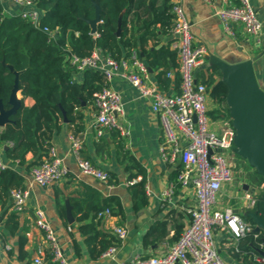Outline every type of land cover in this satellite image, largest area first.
Listing matches in <instances>:
<instances>
[{
    "label": "crops",
    "instance_id": "1",
    "mask_svg": "<svg viewBox=\"0 0 264 264\" xmlns=\"http://www.w3.org/2000/svg\"><path fill=\"white\" fill-rule=\"evenodd\" d=\"M250 1L263 25L262 43L257 46L252 44L251 38L245 33L241 24L233 23L230 25L229 31L224 30L216 15L220 0L211 2L172 0L173 3L177 2L182 6L191 24L195 44L202 45L207 50L203 62L195 71L198 81L204 82L210 79L214 84L221 78V75L213 70V65L207 58L210 55L218 57L237 55L243 58H255L256 76L264 81V0ZM1 3L4 13L18 14L19 6L8 1ZM166 41L167 38L161 36L158 45ZM148 46L153 48V42L149 41ZM175 62L177 65H172L169 70L170 75H166L170 82L165 89L158 85L157 70L148 68L151 80L157 84L160 90L168 94L179 90V78L175 76L178 73L177 55ZM76 77L80 78V73L76 74ZM109 85L120 93L124 110L122 122L127 134L121 136L114 130L104 129L101 135H97L95 108L92 103L83 105L84 108L80 110L83 113L82 122L76 120L69 124L64 120L61 121L60 128L53 133L50 142L56 153L64 157L69 174L55 184L45 187L33 185L29 189L25 210L17 214L19 225L13 234L4 227L7 214L12 211V208H7L3 216L0 215V264H36L33 258L34 251L38 246L44 247L45 254L42 258V264H44L49 249L44 240L43 231L35 226L37 210L44 213L54 230L67 264H112L115 261L129 260L136 253L156 255L173 241L172 238L177 227H182L183 231L188 224L189 216L186 208L194 204L193 193L191 189L181 187L177 183L176 176L179 165L167 163L159 155L162 129L157 114L151 110L150 101L140 96L138 90L124 79L114 77ZM16 98L22 101L25 106H31L34 103L31 97H22L20 90L17 92ZM206 102L208 110L215 107L209 96ZM209 118L211 129L216 131H220L222 126H230L223 119ZM78 125H82L83 129L79 130ZM3 127L0 126V130ZM71 135L82 140L81 156L88 159L94 166L109 172L110 179L115 183L106 184L90 176L75 177L78 169L74 157L69 151ZM9 147L10 142L0 143V160L20 173L25 179L28 169L7 155ZM234 156L233 153H230L228 158L233 166L235 178L231 183L222 185L215 206L217 209L231 207L243 217L248 210L244 208V202L237 200L236 196L245 190L264 193V184L256 186L255 182L247 177V174L252 173L253 168L248 164L250 168H247L244 162H240L241 160H237L235 164ZM129 157H132L140 166V173L135 167L128 166L126 168L127 165H131ZM34 159L32 152L25 154V163H30ZM135 173L137 176L131 177ZM140 180H143L144 183L146 203L135 207L137 199L133 197L134 184ZM170 183L172 184V194L170 199H167L163 192ZM245 183L257 188L258 192L245 189L243 187ZM90 191H97L101 202L111 196L119 200L120 211L117 212V208L112 207L113 211L111 210L110 216L96 219V221L98 220L96 229L103 231L106 235H113L119 243L114 260L108 256L90 254V245L87 244L86 235L82 233L80 225L89 223L91 218L88 217L82 222L76 219L80 215V213L75 214L76 203L81 199L86 200ZM66 200L71 207L72 223L68 222L66 218ZM1 210L0 207V212ZM160 221L166 222L167 234L145 247L143 240L146 233ZM117 226H123L126 229L127 233L124 238H119L115 234L114 228ZM68 227H71V230H68ZM215 243L225 261L233 264L241 263L237 262L233 256V252H236L234 248L238 246L239 240L232 239L218 231L215 233Z\"/></svg>",
    "mask_w": 264,
    "mask_h": 264
},
{
    "label": "trees",
    "instance_id": "2",
    "mask_svg": "<svg viewBox=\"0 0 264 264\" xmlns=\"http://www.w3.org/2000/svg\"><path fill=\"white\" fill-rule=\"evenodd\" d=\"M33 2L41 13L40 25L57 30L55 39L48 41L44 32L19 15L4 13L0 1L1 102L5 108L9 107L8 99L15 76L22 97H31L34 100L31 106H25L21 101L16 113L10 117L11 121L0 130V143L10 142L7 155L25 165L28 170L47 157L51 137L58 131L64 118L62 111L69 124L76 120L82 122L83 113L80 110L92 103L94 93L105 83L103 74L95 69H85L80 73V78H77L78 72L66 59L68 54L83 56L88 55L94 48H99L103 53L119 60L127 58L135 51L148 68L157 70L158 85L164 89L170 82L166 77L167 72L172 65H177L176 51L170 47V30L174 23L172 0H94L99 6L100 20L95 32L97 35L90 32L86 21L94 18L95 8L91 0ZM121 12V29L116 36L117 20ZM161 36H165L167 41L158 45ZM149 41L153 42V48L148 46ZM8 65L12 67V71ZM213 70L221 75L217 67L213 66ZM175 76L179 78L180 84L179 72ZM211 82L210 79L203 82L207 87L208 96L215 104L213 109L207 111V115L214 119H223L231 126L229 110L225 103L227 86L221 78L214 84ZM78 129L82 130V125H78ZM27 152H32L35 157L30 163H25ZM235 156L241 160L239 156ZM129 159L131 165L126 168L135 167L140 173L137 162L132 157ZM242 160L241 162L247 165L246 161ZM136 176L135 173L131 177ZM247 177L255 182L256 186L264 184V180L254 169ZM108 182L115 183L112 179ZM23 183V176L17 171L11 168L0 170L1 216L7 208H11L10 191L22 187ZM261 194V191L255 193L257 199L252 210L264 219V200ZM133 197L137 199L135 207L146 203L143 180L134 184ZM106 207L112 211V207L117 208V212L121 209L116 197L111 196L101 202L97 191H90L89 197L86 200L81 199L75 206V214L80 213L76 217L78 221L91 218L89 223L81 224L80 229L86 235L90 254L94 256L102 255L109 247H117L119 244L113 235H106L96 229L97 212ZM243 218L253 224L250 218ZM18 225V215L12 210L7 214L4 227L13 234ZM181 232L182 227H177L172 242L178 239ZM257 233V238L254 233H249L239 239L238 246L234 248L236 252H233L237 262H255V247L259 246V242H264V232L260 230ZM166 234V222H157L146 233L143 245L146 247ZM106 236L108 238H105ZM51 257L48 251L44 264H60L52 262Z\"/></svg>",
    "mask_w": 264,
    "mask_h": 264
},
{
    "label": "built area",
    "instance_id": "3",
    "mask_svg": "<svg viewBox=\"0 0 264 264\" xmlns=\"http://www.w3.org/2000/svg\"><path fill=\"white\" fill-rule=\"evenodd\" d=\"M0 1L19 6L17 15L44 32L48 41L57 36L55 28L40 25L41 13L34 6L33 0ZM172 11L174 23L170 30V47L176 51L180 76L179 90L174 93L168 94L159 89L151 80L148 67L137 57L135 51L127 58L119 60L103 53L99 48H94L88 55L71 53L66 56L68 64L76 72L95 69L99 70L105 79L104 85L94 93L92 101L97 135H101L104 129L117 131L121 136L127 134L122 122L124 110L120 93L109 85L114 77L128 81L138 90L140 96L150 101L151 110L157 114L162 129L159 155L163 161L179 165L176 181L181 187L191 189L193 193L194 204L186 208L189 222L177 240L168 244L159 254L136 253L129 260L115 261L112 264H233L221 257L216 247L215 233L221 231L235 240L249 233H254L255 238L258 237L254 224L246 221L233 208L217 209L215 206L222 185L231 183L235 178L233 166L228 158V151L233 153L235 132L232 126H222L220 131L211 129L207 115V87L195 77V71L203 62L207 50L204 46L195 44L191 24L182 6L175 2ZM216 15L225 31H229L231 24L238 23L251 38L253 45L262 43V21L250 0H220ZM166 75H170V72ZM69 140V151L78 169L75 177L90 176L108 184L111 178L109 172L94 166L81 156L82 140L73 135ZM4 168L10 167L0 160V170ZM68 174L69 169L64 163V157L59 156L51 146L47 157L28 170L23 186L10 191L12 210L17 214L25 210L29 189L33 185L49 186ZM171 194L170 183L163 195L170 199ZM236 198L244 202L246 210H252L257 199L255 193L249 190L242 191ZM111 214V209L106 207L97 212L96 217L103 219ZM35 226L43 231L52 262L67 264L54 230L41 210L35 212ZM68 230H71V227H68ZM114 232L119 238H124L127 233L123 226L115 227ZM256 248L264 250V242H259ZM116 250V246H111L102 255L114 260ZM34 253L33 261L42 264L44 247L38 246ZM253 260L257 264H264V256L258 253L254 254Z\"/></svg>",
    "mask_w": 264,
    "mask_h": 264
},
{
    "label": "water",
    "instance_id": "4",
    "mask_svg": "<svg viewBox=\"0 0 264 264\" xmlns=\"http://www.w3.org/2000/svg\"><path fill=\"white\" fill-rule=\"evenodd\" d=\"M94 18L86 20L90 27V32H96V25L99 22V6L94 0ZM122 12L117 20L116 36L120 33ZM211 64L221 72V80L227 86L225 103L229 110L231 126L234 130L232 152L245 160L247 164L264 180V81L259 79L255 73V58H243L237 55L218 57L207 56ZM12 71V67L8 65ZM19 91L17 77L14 78L8 104L5 108L0 99V126L10 122V117L14 115L21 105V101L16 98ZM63 120L67 122L65 114ZM245 189L258 192V189L245 183ZM264 200V193L261 194ZM245 216L250 218L254 224V231L264 232V219L254 210L245 212ZM66 218L68 222H73L71 207L66 200ZM255 251L264 256V250L255 247ZM241 264V263H237Z\"/></svg>",
    "mask_w": 264,
    "mask_h": 264
},
{
    "label": "rangeland",
    "instance_id": "5",
    "mask_svg": "<svg viewBox=\"0 0 264 264\" xmlns=\"http://www.w3.org/2000/svg\"><path fill=\"white\" fill-rule=\"evenodd\" d=\"M231 152L230 151H228V155L230 154ZM235 158H233L234 159V161H235V164H236V161L237 160H239V158H236V156H234ZM242 160V159H241ZM240 161V160H239ZM242 161H244V160H242ZM241 162V161H240ZM247 163V162H246ZM236 171V170H235ZM236 173H238L237 171H236Z\"/></svg>",
    "mask_w": 264,
    "mask_h": 264
}]
</instances>
